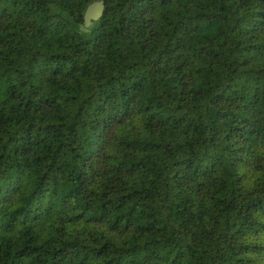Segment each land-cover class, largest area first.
<instances>
[{
  "label": "trees",
  "instance_id": "16d2710c",
  "mask_svg": "<svg viewBox=\"0 0 264 264\" xmlns=\"http://www.w3.org/2000/svg\"><path fill=\"white\" fill-rule=\"evenodd\" d=\"M0 264H264V0H0Z\"/></svg>",
  "mask_w": 264,
  "mask_h": 264
},
{
  "label": "water",
  "instance_id": "95a60500",
  "mask_svg": "<svg viewBox=\"0 0 264 264\" xmlns=\"http://www.w3.org/2000/svg\"><path fill=\"white\" fill-rule=\"evenodd\" d=\"M97 6H99V8H97ZM104 9H105L104 2L99 1V2L92 3L88 7L85 13V26L83 30H87V28H90L91 26H93V23L95 21H98L102 17L104 13Z\"/></svg>",
  "mask_w": 264,
  "mask_h": 264
},
{
  "label": "bare ground",
  "instance_id": "6f19581e",
  "mask_svg": "<svg viewBox=\"0 0 264 264\" xmlns=\"http://www.w3.org/2000/svg\"><path fill=\"white\" fill-rule=\"evenodd\" d=\"M97 8H99V6H97ZM94 16H96V15H94Z\"/></svg>",
  "mask_w": 264,
  "mask_h": 264
}]
</instances>
